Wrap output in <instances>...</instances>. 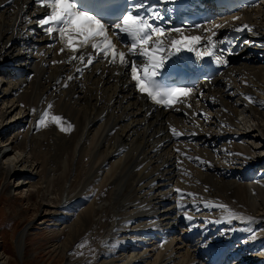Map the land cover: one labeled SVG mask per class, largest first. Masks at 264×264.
<instances>
[{
	"label": "bare ground",
	"instance_id": "1",
	"mask_svg": "<svg viewBox=\"0 0 264 264\" xmlns=\"http://www.w3.org/2000/svg\"><path fill=\"white\" fill-rule=\"evenodd\" d=\"M25 2L14 0L13 4L22 9ZM0 5V137L5 144L0 145V181H17L16 187L7 190L9 195L14 189L21 194L29 188L26 200L34 216L43 213V222L51 224H43L45 228L63 237L49 253L64 264H87L89 257L83 254V245L97 240L100 248L111 249L110 253L119 258L115 264H197L183 244L174 245L169 240L154 249L153 243L146 241L148 235L170 224V217L163 214V202L169 198L162 182L167 170H161L163 161L159 162L170 151L158 150L153 144L162 140L153 138L165 127L163 122L170 113L155 111L146 117L142 109L146 102L131 92L122 76L114 74V68L99 74L93 69L80 86L71 85L48 103L53 105L50 114L62 116L73 125L72 130L62 133L52 124L37 130L35 122L47 109L61 66L44 67L33 55L29 79L9 77L4 66L19 54L16 39L9 43L20 35L22 22L12 12L13 5L7 6L4 0ZM244 18L264 30V7ZM56 58L50 56L45 61ZM231 70L233 82L264 106V65L241 61ZM218 99L229 109L222 117L246 134V143L235 148L252 156L264 152V109L230 101L223 95ZM12 118H18L17 122L12 124ZM195 179L208 184L210 195L220 194L216 197L223 201L228 196L220 191L221 182L228 183L231 192L235 190L232 186H241L243 192L235 193L248 195V200L236 207L233 199L227 205L264 226V180L256 183L263 187L244 190L248 185L220 180L206 172L195 173ZM32 198L35 201L30 204ZM140 222L137 232L144 231L137 235ZM30 224L14 239L16 260L20 262L25 260ZM118 227L122 230L117 231ZM157 249V257L150 260ZM0 264H9L2 251Z\"/></svg>",
	"mask_w": 264,
	"mask_h": 264
},
{
	"label": "snow or ice",
	"instance_id": "2",
	"mask_svg": "<svg viewBox=\"0 0 264 264\" xmlns=\"http://www.w3.org/2000/svg\"><path fill=\"white\" fill-rule=\"evenodd\" d=\"M179 2L180 0H156V3L152 4L149 0H35L37 7L46 9L45 15L35 22L45 35L54 41L48 47H54L58 43L60 46L58 54L67 55V60L53 61V64L75 62L83 66L75 68V71L82 75L84 69L102 57L109 66L125 69L134 83L136 92L146 97L153 105L167 110L183 103L185 107L190 108L191 105L186 101L195 92V86L176 82L172 76L174 69L170 61L174 63V57L181 53H189L194 55L197 63L211 59L216 65H226L223 55L231 54V49L221 48L222 45L229 43L227 36L217 39L219 36L217 29L225 25L205 20L173 26L170 19L166 20L161 6L164 4L178 6ZM8 3L11 4L12 0H8ZM166 11L173 13L176 8H168ZM239 19V16L232 17L233 22ZM162 21L164 23H161ZM232 30L236 32L247 30L250 33L254 31L248 24L234 27ZM117 42L120 48L117 47ZM121 48L126 51L120 50ZM89 49L91 51H88ZM175 71L178 72L179 69ZM74 78L69 75L67 81ZM67 86L65 82L64 87ZM244 99L254 103L250 96H244ZM52 107V104H48L47 109L41 113L35 122L36 129L46 128L52 124L62 133L70 132L73 125L60 115H51ZM192 115L207 120L203 113ZM170 131L177 139L184 135L174 127H171ZM189 135L195 136L196 133ZM187 158L190 161H199L201 165L210 166V162L199 157ZM176 192L177 210L183 211V218L189 222L191 229L196 226L192 224L193 216L189 215L187 206L181 204L180 199L185 196L195 198V194H185L180 189H176ZM204 207H217L226 213L220 221H216L217 223L231 224L234 220L253 222L252 217L237 215L223 204L205 202ZM251 237L255 238L254 232H251Z\"/></svg>",
	"mask_w": 264,
	"mask_h": 264
},
{
	"label": "rangeland",
	"instance_id": "3",
	"mask_svg": "<svg viewBox=\"0 0 264 264\" xmlns=\"http://www.w3.org/2000/svg\"><path fill=\"white\" fill-rule=\"evenodd\" d=\"M17 120L18 118H12L11 120V122L13 121L12 124L14 122H17ZM3 141H4L3 138L0 137V145L4 144ZM221 183L223 184V187L221 188L220 191L224 194H227L228 196V198L224 200L226 203H229L230 201L234 199V206L237 207L238 204H243L248 200V195L246 196L244 194L241 197L236 195L235 190H237L238 193L243 192L242 190H240L241 186H232L231 188H234L235 190L231 192L230 185L228 183H224V182H221ZM16 185H17V181L13 178L9 181V184L7 183L4 184L2 183V181H0V251H2L5 256L9 257V264H64L63 262L64 260L57 259L55 256L49 253L51 248L54 245H57L58 241L63 242V237L60 238L59 235L57 236L56 231L50 232L49 229L45 228L46 226L43 224H47V225H51V224L48 222H43L44 221L42 218V216L44 215L43 213L39 212L36 216H34L33 208L32 206L28 205V202L26 200V197L31 192V191L27 192L26 189H29V188H26V189L24 188V191L21 194L19 193L20 190L17 191L16 189H14V191L11 190L12 192L10 195L8 194L7 190H9V188L16 187ZM254 186L263 187V185H258V184H254L251 186H243V187H244V190H247ZM218 195L220 194H216L214 195V197ZM34 201H35V198H32V200L30 201V204H33ZM28 207H30V209H28ZM30 222L31 224L29 226L28 235H26L25 237L26 238L25 239L26 240L25 260L23 262H20L21 261L20 259L16 260L17 253L14 247V239H16L17 235L20 232H22L23 229ZM141 225L142 223L140 222L138 224L139 227L137 226L138 228H136L135 232H137V230L140 229ZM121 230H122L121 227L117 228V231H121ZM143 231L144 230L141 229L140 231L137 232V235H139ZM94 243H97L99 246ZM87 244L85 242V245H83L85 249H83L82 251L83 254L87 255L86 256L87 258L89 257L88 258L89 260L87 259L85 261L87 262V264H91V263L92 264H95V263L96 264H103V263L111 264L110 262H112V264H115L116 262H119L117 260L119 258H117L116 256L114 257L110 253V251L112 250L100 248V244L97 240L91 244L87 242ZM155 245L157 247L158 244H155ZM155 251L151 253L152 257L150 258V260H154L157 257L158 252H156L157 253L156 254ZM75 254L77 255V252H75ZM96 254L97 256L98 255L99 256L97 257ZM101 255L103 256V258H100ZM112 258H114L115 260ZM89 261L91 263H88ZM100 261L101 263H99Z\"/></svg>",
	"mask_w": 264,
	"mask_h": 264
}]
</instances>
